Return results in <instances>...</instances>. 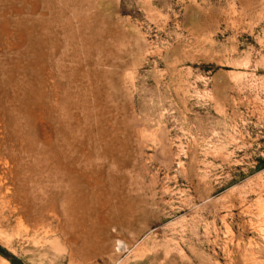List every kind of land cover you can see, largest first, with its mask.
<instances>
[{
  "label": "rangeland",
  "instance_id": "rangeland-1",
  "mask_svg": "<svg viewBox=\"0 0 264 264\" xmlns=\"http://www.w3.org/2000/svg\"><path fill=\"white\" fill-rule=\"evenodd\" d=\"M0 264H264V0H0Z\"/></svg>",
  "mask_w": 264,
  "mask_h": 264
}]
</instances>
